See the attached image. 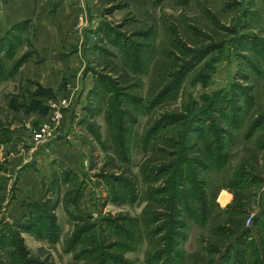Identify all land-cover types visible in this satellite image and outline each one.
<instances>
[{
	"label": "rangeland",
	"instance_id": "1",
	"mask_svg": "<svg viewBox=\"0 0 264 264\" xmlns=\"http://www.w3.org/2000/svg\"><path fill=\"white\" fill-rule=\"evenodd\" d=\"M67 1L62 93L0 22V264H264V0Z\"/></svg>",
	"mask_w": 264,
	"mask_h": 264
},
{
	"label": "crops",
	"instance_id": "2",
	"mask_svg": "<svg viewBox=\"0 0 264 264\" xmlns=\"http://www.w3.org/2000/svg\"><path fill=\"white\" fill-rule=\"evenodd\" d=\"M68 2H53V8L46 11L42 0H0V22H5L7 28L20 24L18 32L28 36L32 34V42H27L34 46V55L29 52L23 55L20 65V68L24 65L28 69L25 78L54 95L70 88L68 74H73L78 64L75 61L69 70L62 58L65 47L75 46L83 40V15L79 17L77 9L69 6ZM11 80L14 82L13 78Z\"/></svg>",
	"mask_w": 264,
	"mask_h": 264
},
{
	"label": "built area",
	"instance_id": "3",
	"mask_svg": "<svg viewBox=\"0 0 264 264\" xmlns=\"http://www.w3.org/2000/svg\"><path fill=\"white\" fill-rule=\"evenodd\" d=\"M67 103H68V100L63 99L60 105L65 106ZM62 118H63V113L61 112V110L59 109L55 110V112L51 116V120L53 122L52 126L42 125L38 129H36L33 133L34 140H36L37 142H46V141L52 140L53 138L55 139L56 135L58 136L57 132L60 127Z\"/></svg>",
	"mask_w": 264,
	"mask_h": 264
},
{
	"label": "trees",
	"instance_id": "4",
	"mask_svg": "<svg viewBox=\"0 0 264 264\" xmlns=\"http://www.w3.org/2000/svg\"><path fill=\"white\" fill-rule=\"evenodd\" d=\"M14 29L15 30H21V25L20 24H18V25H16L15 27H14ZM14 36L15 37H17V35H15L14 34ZM7 44L9 45L8 47H9V52H11V45L9 44V41L8 42H6V41H3V40H1L0 41V52L3 50V49H5V47L7 46ZM11 54V53H10ZM23 58H21V60L18 62V63H16V65H14V68H13V71H16L17 69H18V67H20V65H21V63L23 62ZM6 71V70H5ZM4 69H2V68H0V77H2L3 76V74H4ZM178 176H180V174H179V172L176 174V176H175V178H177ZM176 194H175V192H174V200H172V205H171V207H170V211H173V208H175V207H173V204L175 203V200H177L176 199ZM174 241H172V243H173ZM172 248V247H171ZM181 255H179V256H177V258H179Z\"/></svg>",
	"mask_w": 264,
	"mask_h": 264
}]
</instances>
